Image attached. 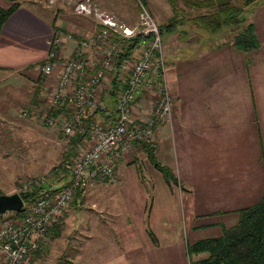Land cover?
Wrapping results in <instances>:
<instances>
[{
    "label": "crops",
    "instance_id": "1",
    "mask_svg": "<svg viewBox=\"0 0 264 264\" xmlns=\"http://www.w3.org/2000/svg\"><path fill=\"white\" fill-rule=\"evenodd\" d=\"M18 1L19 8L6 21L1 32L0 70L16 71L36 65L38 79L41 64L49 52V41L57 28L88 37L91 46L85 54L90 60L89 73L100 68L105 51L100 46L105 41L98 37L102 25L92 15L76 13L75 5L79 0H54L56 5L46 6L49 15L34 0ZM91 1L99 12L113 16L126 27L138 26L139 7L136 0ZM232 2L239 4L238 0ZM0 5L9 7L11 2L0 0ZM245 16L246 24L255 26L261 42L259 49L249 52L233 46L234 37L240 29L232 25H226L212 34L198 23L178 22L177 26L170 25L162 31L164 50L175 51L172 53L176 54L168 71L172 70L179 83L171 87L173 106L170 119L156 124L157 149L168 141L171 147H176L180 157L198 158L197 174L189 172L197 168L194 162L184 160L185 169L193 179L195 175L201 178L202 193L209 195L217 210L199 215L192 212L191 219L196 221L199 216L212 215L218 218L213 222L192 225L197 230L218 227L220 234L221 225L232 227L237 224L239 211L258 203L264 196V0H256L248 6ZM77 42L76 39L68 40L60 48L51 75L44 76L40 82L32 78V85L37 86L40 97L47 95L49 98L57 88L63 63L77 55ZM93 44L96 46L93 47ZM106 80L110 82L108 77ZM102 90L101 85L98 91ZM153 97L148 91L140 94L134 104L136 117H147L152 113ZM59 111L60 121L71 113L67 106ZM90 115L104 120L100 113ZM56 128L62 131L61 123ZM131 151L120 156L116 171L119 163L130 157ZM157 154L158 150L156 159ZM180 172L185 175L184 169ZM71 176L72 173L60 185L67 183ZM98 181L100 179L84 190L86 196L90 195L94 200L95 196L115 193V189L108 190L107 186H104L103 193V188L96 185ZM103 202L109 203L110 197H103ZM127 223L133 225L132 220ZM149 231H152L151 227L146 228V232L152 240ZM160 231L163 228L160 227ZM96 254L100 263H108L104 250L96 251Z\"/></svg>",
    "mask_w": 264,
    "mask_h": 264
},
{
    "label": "rangeland",
    "instance_id": "2",
    "mask_svg": "<svg viewBox=\"0 0 264 264\" xmlns=\"http://www.w3.org/2000/svg\"><path fill=\"white\" fill-rule=\"evenodd\" d=\"M34 1L44 7L43 11L48 15L50 11L46 6L56 5L54 0ZM81 1L85 0H79L76 5ZM146 1L159 25L169 24L173 20L175 23L181 20L188 22L189 18L211 14L212 11L192 7L183 0ZM241 2L242 0H238L239 5ZM138 12L140 17V11ZM131 15L134 16L133 13ZM92 16L96 21H100L95 15ZM118 24L121 27L124 25L119 21ZM84 37L86 36L74 33V39L78 41ZM104 41L105 43L101 42L100 45L102 50L110 43L116 42L111 36ZM141 49L142 47L138 48L131 59L121 66L115 61L114 68L106 73L110 82L104 79L103 90L98 91V101L108 106L115 104L116 95L111 92L114 78L119 77L124 83ZM172 52L164 50L167 66L166 85L171 95V87L178 86L179 83L172 70L168 71V67L176 59V54ZM35 66L19 68L18 71L0 70V194L19 193V187L25 181L43 176L47 180L45 185L51 183L53 172L59 171L65 151L69 147L64 141L62 131L50 127L44 121L50 96L40 97L39 91H36L37 86L32 85V78L36 80L38 74ZM43 77L40 73L36 81L40 82ZM153 99L155 104L156 96ZM91 117L88 110L84 119L85 125L97 120ZM151 146L155 153L158 150L157 160L172 169L178 182L172 181L167 185L162 173L150 161L142 143H135L129 150H132L130 157L119 163L116 179H102L96 183L99 188H103V193L106 189L104 186H107L108 190L115 189V193L95 196L94 200L90 195L83 194L77 205L72 202L58 218L62 223L61 234L53 236L50 233L47 236L34 264H102L96 254V251L100 250L107 254L106 264H190L188 243H193L197 238L220 235L218 227L197 230V227L192 225L213 222L218 218L212 215L203 218L199 216L196 221L191 219L192 212L199 215L217 210L209 195H203L201 178L195 175L193 179L189 175V172L197 174L199 171L198 158L180 157L176 147H171L168 141L157 149V137ZM184 160L194 162L197 168L188 172ZM180 169L185 170V175L181 174ZM105 196L110 197L109 203L103 202ZM1 218L0 221L4 220L5 223L11 220L12 216L8 212ZM131 220L132 226L127 223H131ZM159 225L163 231H160ZM150 227L158 243H153L148 237L146 228ZM202 256L204 255L192 257L198 259Z\"/></svg>",
    "mask_w": 264,
    "mask_h": 264
},
{
    "label": "built area",
    "instance_id": "3",
    "mask_svg": "<svg viewBox=\"0 0 264 264\" xmlns=\"http://www.w3.org/2000/svg\"><path fill=\"white\" fill-rule=\"evenodd\" d=\"M137 4L140 22L136 29L121 27L113 16L94 8L91 0L76 5L77 13L99 18L102 25L99 39H108L114 32L131 37L137 30L146 37V41L130 67L125 85L115 98L114 110L98 101L97 96L99 87L107 77L106 73L114 68L119 42L110 43L105 48L101 66L92 74L89 73L90 60L85 54L91 46L88 37L79 39L77 55L63 63L58 86L50 94L44 121L52 128L61 123L66 143L71 141L78 129L87 134V141L78 145L69 183L62 184L60 190L52 195L38 196L28 204L23 217L0 225V264H34L35 253L47 238L50 228L70 206L76 191L87 189L99 179L115 180L120 156L137 142L154 144L156 124L170 119L173 98L166 85L167 66L160 25L144 0H137ZM72 39L73 32L60 28L54 31L49 41L48 55L41 64L42 75L53 73L60 48ZM143 91L156 96L155 104L149 116L136 117L134 104ZM63 106L71 107L73 111L60 121L57 112ZM88 110L95 114L104 113L110 119L92 120L86 127L84 119ZM40 182H46V177L25 181L19 187V192H26L31 184Z\"/></svg>",
    "mask_w": 264,
    "mask_h": 264
},
{
    "label": "trees",
    "instance_id": "4",
    "mask_svg": "<svg viewBox=\"0 0 264 264\" xmlns=\"http://www.w3.org/2000/svg\"><path fill=\"white\" fill-rule=\"evenodd\" d=\"M8 1L11 2L9 7H3L0 5V36L4 24L20 6V2L18 0ZM183 1L195 8H205L208 11L209 9H212L211 14H202L197 17L189 18L188 22L202 25L212 34L218 33L220 29L226 25H232L240 29L234 37L233 46L244 52L260 48L261 42L256 34V28L252 23L246 24L247 18L245 16L246 8L256 0H242L241 5L234 4L232 0ZM178 22L183 23L184 21L181 20L176 23L178 24ZM176 23L173 20L169 24L160 25L161 32L164 28H167L170 25L175 26ZM111 37L113 41L120 43V49L116 54L115 59V61L117 60L118 66H121L131 59L133 53L138 48L143 47V44L146 41V37L139 33L131 37H124L116 33H112ZM126 80L123 83L119 77L114 78L113 87L111 89L113 95L117 96L118 92L125 85ZM114 101L116 100L114 99ZM64 107L66 106H63L62 108ZM108 107L114 110L115 104ZM69 108L73 111L71 107ZM59 112L60 111L57 113ZM101 114L104 117V120L102 121L110 119L105 116L104 113ZM88 125L89 123L85 126L88 127ZM86 141L87 134L78 129L76 134L68 143L69 147L65 151L63 163L60 164L59 171L57 173L53 172L54 178L52 182L48 185H45L46 182L33 183L26 192H19L24 199L25 206L23 210L19 212H10V215L12 216L11 220L23 217L27 211L28 204L33 203L38 196L52 195L60 190L61 182L68 179L72 173V165L75 156L78 153V145L85 143ZM140 143H142L144 149L146 150L150 161L153 162L155 167L163 174L166 182L168 184L172 181L178 182V179L174 175L172 169L167 165L161 164L156 159L154 148L145 142ZM66 182L69 183L70 180ZM83 194L84 189L76 191L72 201L74 202V205L78 204V200L83 197ZM2 216L3 215H0V219H2ZM3 221L4 220L0 221V225L4 223ZM221 227L222 233L218 236L202 238L194 241L193 243H188L187 253L190 257V264H264V196L258 203L239 211V220L237 224L232 227H226L224 225H221ZM61 229L62 223H60L57 219V221L50 228L48 235L51 233L53 236H59L61 234ZM149 234L153 242L156 243L158 239L154 233L149 231ZM43 243L44 241L41 245ZM41 245L34 255V260L41 252ZM193 255L204 256L195 259L192 257Z\"/></svg>",
    "mask_w": 264,
    "mask_h": 264
},
{
    "label": "water",
    "instance_id": "5",
    "mask_svg": "<svg viewBox=\"0 0 264 264\" xmlns=\"http://www.w3.org/2000/svg\"><path fill=\"white\" fill-rule=\"evenodd\" d=\"M24 205L25 202L20 193L0 195V215L8 212H19L23 210Z\"/></svg>",
    "mask_w": 264,
    "mask_h": 264
}]
</instances>
